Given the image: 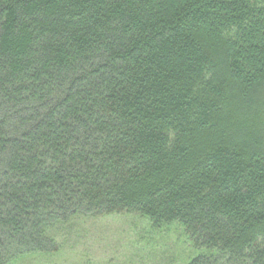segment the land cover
Here are the masks:
<instances>
[{"label":"trees","instance_id":"obj_1","mask_svg":"<svg viewBox=\"0 0 264 264\" xmlns=\"http://www.w3.org/2000/svg\"><path fill=\"white\" fill-rule=\"evenodd\" d=\"M117 215L264 264V0H0V264Z\"/></svg>","mask_w":264,"mask_h":264},{"label":"rangeland","instance_id":"obj_2","mask_svg":"<svg viewBox=\"0 0 264 264\" xmlns=\"http://www.w3.org/2000/svg\"><path fill=\"white\" fill-rule=\"evenodd\" d=\"M64 238L67 247L56 264H188L198 254L183 229H154L139 215L88 219Z\"/></svg>","mask_w":264,"mask_h":264}]
</instances>
